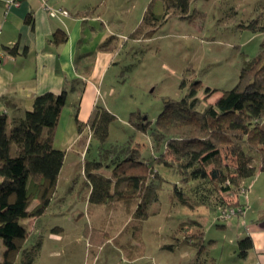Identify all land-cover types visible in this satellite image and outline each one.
I'll list each match as a JSON object with an SVG mask.
<instances>
[{"label": "rangeland", "instance_id": "obj_1", "mask_svg": "<svg viewBox=\"0 0 264 264\" xmlns=\"http://www.w3.org/2000/svg\"><path fill=\"white\" fill-rule=\"evenodd\" d=\"M156 1L153 11L159 15L162 9ZM142 10L141 0L138 21L134 17L122 25V36L111 48L112 62L96 88L95 106L115 116L107 140L100 144L85 129L75 143V103L67 100L62 110L54 148L64 151L65 159L54 194L40 217L20 221L27 231L22 250L35 252L32 264H208L218 256L220 249L212 246L214 240L222 241L220 222L213 221L210 209L190 210L171 201L172 186L181 185L171 169L155 165L166 183L149 216L138 223L132 218L134 205H90L83 168L114 145L135 147L145 160L157 156L150 133L164 99L179 100L192 83L199 97L205 88L217 90L208 102L233 88L243 59L256 56L264 41V32L248 27L253 21L264 24V0H189L185 15L172 13L154 32L133 39L130 35L141 22ZM77 105L81 122L80 102ZM131 112H139L149 123L146 132L129 124ZM97 173L111 176L106 168ZM251 182L254 195L264 194V172L257 168L247 184ZM36 205L33 201L29 208ZM189 221L202 224V240L194 239V244L187 240L183 225ZM3 251L0 239V261ZM21 260L17 255L14 264Z\"/></svg>", "mask_w": 264, "mask_h": 264}, {"label": "trees", "instance_id": "obj_2", "mask_svg": "<svg viewBox=\"0 0 264 264\" xmlns=\"http://www.w3.org/2000/svg\"><path fill=\"white\" fill-rule=\"evenodd\" d=\"M159 2L161 14L154 13L151 1L131 38L154 32L172 13L185 15L188 11L189 0ZM248 27L264 32V24L255 21ZM66 39L64 32L57 31L50 42L59 44ZM4 50L14 55L16 45ZM193 85L179 100H163L150 133L151 150L157 156L145 160L135 147L114 145L101 150L96 161L84 163L90 205H134L132 218L140 223L149 216L166 183L155 171V165H162L180 178L181 185L172 186V202L190 210L210 209L213 221L220 223L242 214L244 205L233 199L247 191L245 184L257 168L264 172V41L256 56L243 59L236 85L222 91L214 102L208 99L217 90L205 88L199 97ZM66 100L65 89L59 94L45 92L34 96L31 109L17 119L9 121L5 113L0 114V239L4 246L0 264H14L19 254L20 264L33 262L35 252L22 250L27 231L20 221L40 217L54 194L65 159V152L54 148V137ZM77 103L73 115L77 134L88 129L94 139L104 143L115 116L94 106L82 123L77 118ZM128 122L141 132L149 125L139 112H131ZM102 168L111 171L109 178L97 173ZM33 201L37 205L30 209ZM228 209L235 214L218 220L220 211ZM183 225L191 244L202 237L200 222ZM236 248L239 258L246 257L252 248L250 238L239 239Z\"/></svg>", "mask_w": 264, "mask_h": 264}, {"label": "crops", "instance_id": "obj_3", "mask_svg": "<svg viewBox=\"0 0 264 264\" xmlns=\"http://www.w3.org/2000/svg\"><path fill=\"white\" fill-rule=\"evenodd\" d=\"M151 1L157 3L142 0V15ZM140 3L141 0H0V114L5 113L9 121L17 119L31 109L34 96L59 94L65 89L69 102H80L79 119L87 122L96 105L99 80L112 62L111 48L117 46L114 41L122 36L126 21L134 17L138 21ZM44 4L66 14L59 11L51 17ZM57 31L67 35L65 42H50ZM13 45L14 55L4 50ZM79 138L77 135L74 142L78 143ZM245 185V195L233 199L244 205L242 214L219 223L222 241L214 240L212 246L220 249L212 259L216 264H264V194L254 195L252 182ZM246 236L252 248L246 257L239 258L236 242Z\"/></svg>", "mask_w": 264, "mask_h": 264}, {"label": "built area", "instance_id": "obj_4", "mask_svg": "<svg viewBox=\"0 0 264 264\" xmlns=\"http://www.w3.org/2000/svg\"><path fill=\"white\" fill-rule=\"evenodd\" d=\"M44 9L48 11L49 15L51 17L55 16L59 11L61 14H66L65 11L61 10H52L49 7H47L45 4L43 5ZM246 191H243V195H245ZM235 214V211L233 209H228V210H221L219 215H218V220H228L231 216Z\"/></svg>", "mask_w": 264, "mask_h": 264}]
</instances>
